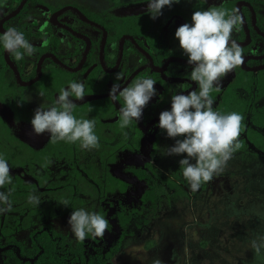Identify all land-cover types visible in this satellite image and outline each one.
I'll return each instance as SVG.
<instances>
[{
  "label": "rangeland",
  "instance_id": "1",
  "mask_svg": "<svg viewBox=\"0 0 264 264\" xmlns=\"http://www.w3.org/2000/svg\"><path fill=\"white\" fill-rule=\"evenodd\" d=\"M45 1L55 5L73 3L94 13L104 10L105 19L108 14L115 17L147 9V1L134 3L136 0ZM195 1L179 0L170 7L164 6L155 19L148 11L143 13V25L148 24L146 33L152 35L174 10L189 12ZM47 16L42 14L43 18ZM169 19L171 21L172 17ZM172 25L173 29L179 27L178 20L174 19ZM171 47L184 53L178 39ZM2 52L3 48L0 46V54ZM131 68L132 64L127 65L126 71L129 74ZM191 70L184 67L186 73ZM144 74L145 77L148 76L146 71ZM229 74L230 72L226 76ZM225 78H222L220 84ZM155 89L156 94L152 98L159 94V90ZM187 92L189 91L180 93ZM24 93L28 107L32 110L46 106V100L39 98L35 90L26 89ZM148 109L152 114L156 113L154 107L148 106ZM0 114L13 124L9 110L0 108ZM85 118L90 119L91 115L86 114ZM244 119L251 124L248 115ZM153 123L151 126L154 131L143 136L140 149L134 153L123 152L119 161L112 166L116 174L129 181L127 191L120 196L128 206L138 205V196L148 184L145 180H136L127 172L125 164L141 166L144 161L152 162L162 177L175 180L183 192L173 193L174 188L167 186L170 196H163L158 201L156 212L148 222L145 223L138 216L133 217L124 229L118 250L105 264H151L154 257H159L163 264H264L255 257L250 246L251 239L257 234H264V147L257 146L241 133L239 140L243 145L234 152L223 173L215 176L211 182L202 183L198 190L193 191L183 178L179 165V160L186 154H165L166 149L173 146L177 138L168 137L165 130L159 131L158 141L152 147L154 133L159 127L158 122L155 125ZM255 128L264 137V125ZM19 130L21 131V123ZM120 138L119 134H115L111 143L115 144ZM90 152L93 156L92 149ZM85 160L86 153L83 152H75L72 157L64 154L54 156L49 166L40 172L42 181L35 193L41 198L38 207L28 203L29 195L15 200L9 197L11 210L0 213V264H3L5 257L2 244L7 235L16 237L27 246L31 230L42 224H49L63 232L68 239L76 240L68 224L71 212L78 208L95 212L102 195L101 188L83 171ZM190 162L195 163L194 160ZM10 173H18L25 181L37 183L34 176L19 167L10 168ZM0 191L6 192L2 189ZM64 199L69 201V206L59 203ZM110 218L114 222L112 232L106 231L99 242L87 238L86 246L88 245L87 249L91 254H100L116 242L121 228L115 223L113 216ZM93 260L95 264L98 263L97 259Z\"/></svg>",
  "mask_w": 264,
  "mask_h": 264
},
{
  "label": "flooded vegetation",
  "instance_id": "2",
  "mask_svg": "<svg viewBox=\"0 0 264 264\" xmlns=\"http://www.w3.org/2000/svg\"><path fill=\"white\" fill-rule=\"evenodd\" d=\"M205 1L211 2L212 0H205ZM231 1L234 2L235 8L239 10V14L241 15L242 13L244 17L243 23L239 25L238 30L236 29L233 30L231 36L232 40L245 42L239 44L240 46H242L241 48L243 49V63L240 66L233 69L230 72L229 76H225L226 77L225 80L223 81V83L219 85L220 91H218L216 94L214 93L215 98L213 99L214 100L213 107L218 102L221 90L226 89L228 85L231 82H233L238 75H244L245 72H250L254 79L257 78L259 75H264V0H231ZM136 2H143V1L141 0L134 1V3ZM197 3L198 0L195 1L189 12H185L183 10H174L173 12H171L169 18L172 17V20L170 21V19L168 18L167 20L162 22L159 25V27L152 33V35H149L145 31V29L148 27V24L145 23V25H143L142 15L143 13L147 12V9L138 12L137 14H134L138 25L136 31L133 34L125 32L119 36L117 56L115 62L113 63V65L108 66L105 60L107 37L109 32L116 30L124 22L123 15L111 17L108 14V18L105 19L103 16L105 14L104 10L94 13L84 9L83 6L80 7L77 4H73V3H64L61 5H55L46 2L45 0H0V34L6 31L9 26L19 27L25 22H27L28 25H30V28L32 29V32L29 33V37L27 40H29V42L33 45L35 52L31 56L28 55L26 56V58L30 60L28 61L25 59L23 60L15 59L17 61V64H15V62L11 59L10 56L11 53H9V59L16 66L20 74V77H21V72L18 69L19 65L21 66L22 73L24 75H27L34 68L36 70L35 74L32 77L28 79H22L21 77V79L24 81H29L34 77H36L38 74V70H37L38 61L44 54L48 53L42 58L40 64L41 71L38 78L28 85H22L18 82L13 68L6 62L4 57L5 49L3 48L2 43H0V46L3 48V52L0 54V78L2 72H5V74H7L6 72L7 70L6 68H4V63H6L9 66V68L13 71L18 84L20 86H23V88L17 90V95L19 94L21 95V97L18 98L13 96L8 91L5 92L1 91V89H4V86H6V84L0 82L1 97L3 99L5 98L10 99L15 97L16 99L14 100H16V102L19 105L18 109H21L20 105L23 104L25 106L24 110L30 111L31 115H34L33 114L34 110L29 108L27 104V98L24 93L26 89L35 90L39 98L46 100V106L44 105V108H48L55 103V100L58 97V94L62 88H67L72 81H79L84 84L85 96L83 100H76L75 97L70 98L73 100L74 103L83 102V101H90L93 103L107 101L110 105L109 110L115 111L116 109L120 110L121 107L117 99L113 100L109 96V92L112 85L119 84L121 88L126 87V84L136 72H139L141 74V78H143L145 77L144 73L146 71L148 73V76L146 77H150L156 80L154 87L159 90V94L156 98H151L149 100L147 105L142 110L141 118L138 120L139 126L143 132L141 135L139 146L134 145L133 131L130 128L127 127L125 129H121L119 124L105 123L106 121L117 120V115L107 117L106 114L102 112L94 113L92 110L89 111V108L84 110L82 113L83 118H85L86 114H89L91 115L90 119L95 121L94 131L95 134L98 136V141H99L98 146H100V148H118L115 149L119 151L118 157L120 156V154H122L125 151L131 153V150L127 148H138L136 150H139L141 147L143 136L147 135L151 131H154L151 125L153 122H154L153 125H155V123L159 121V113L164 110H170L172 95L184 91H192V90L199 91L198 84L192 81L190 78V72L189 73L184 72V67L192 69L193 65H190L188 62H184L182 60L173 59L168 61L164 66L166 60L169 57H182L188 59L185 53L182 54L178 51H175L171 47L172 44L177 40V38H175L174 35L175 30L177 28L175 29L172 28L173 27L172 21L174 19H177L179 22V26L184 23H188L189 25H191L192 23L191 19L187 21L185 16H188L193 12L194 7ZM25 6H27V9L24 11ZM239 7L241 9V12ZM74 8L78 9L83 15H85L88 19H90L94 23L84 20L80 16L79 12H77ZM15 10L17 11L14 14H11ZM42 14H47L48 16L46 18H43ZM49 22L52 25H49L48 24ZM105 25H108V28ZM100 26H103L106 29L107 32L106 36H104L103 29ZM47 28H50V32L47 31ZM161 28L165 30V32H163V36L165 39V42L163 41L164 43L163 45L165 47L167 46L171 53L164 59V61H162L161 63H156L154 60V54L156 52L155 46L158 45V42L154 40H157L156 37L159 31L161 30ZM99 30L101 31V33ZM146 36L151 41H154V43H149L148 41H146ZM104 37L105 40L103 41ZM53 38L56 39L57 41L56 43L51 42ZM127 40H129L130 43H126ZM102 42H103V50H102V58H101ZM131 44L134 46V48H136V50L133 49ZM43 46H46L48 49L37 56L38 50L40 49V47ZM115 46H116L115 41L109 44L108 57L111 56L110 54L111 49H114ZM121 46H122V51H121ZM55 58L59 60L62 64L58 62ZM30 62L31 64H29ZM174 62H180V63L174 64ZM56 64L69 71V74H67L66 79L62 83L58 84L59 88L57 90H53L52 85H46L45 87H40L39 85H37L36 82L42 77V75L45 72L50 71L51 73H53L54 68H56ZM129 64H132L130 74L129 72L126 71L127 65ZM117 75L121 76L120 80L116 79ZM128 75L129 78H127ZM214 91L216 92L215 88L213 92ZM236 91L238 96L247 98L249 96V93L256 95L257 85L256 83H253V85L250 87L249 90H246L244 88H238L236 89ZM41 93H43V95H40ZM260 101L262 104L264 103V95L260 99ZM148 106L152 108L154 107L156 113L152 114L149 111ZM0 108L4 109L1 106ZM145 113L148 114L149 118L143 120V115ZM23 114L24 113L22 112L21 116ZM246 115H248L251 124L246 123L244 119L245 125L250 126L251 128L254 129L255 132L254 137L256 138V140L261 142V145L256 144V142L250 140L246 132L242 131L241 133H244L245 136L250 141L254 142V144H256L257 146L264 147V137L255 128V127L263 126L264 123L261 125H256L251 121L250 118L251 113L250 112L244 113V118ZM0 116L3 119L9 121L1 114ZM11 117L13 120V124H11V122L9 121V125L18 133L20 137L29 138V140L35 144H39L44 139L43 138L44 136L36 135L32 129H28L27 127H24L20 118L15 119L16 121H14L12 113H11ZM20 123H21V131L19 130ZM159 131H164V130L160 129L159 127L156 128V131L154 133V139L152 141V147L155 146L158 141L157 132ZM125 133L127 135H125ZM115 134H119L121 138L118 142L112 144L111 139L114 137ZM128 134H130L129 137ZM176 138L179 139L178 137ZM154 140L155 143L153 144ZM239 141L241 142V139ZM72 148H77V149H74L70 155L63 152L61 153L59 152L58 154H64L66 156L72 157L75 152L86 153V160L84 162L83 171L86 173L87 177L89 179H92L102 190V195L100 197L101 200L95 212H97L101 208L107 207L108 213H106V215L110 218V214H112L115 211V208H113L111 205L115 203L114 200L116 199L117 196L121 197L120 196L121 194L120 195L117 194L119 192H112V193L106 192L104 188L100 186V183L97 180H95L93 176H91L86 170V168L88 169L90 165L94 166L96 169H99V155L97 154V150H96V148L98 147L92 149L93 156L90 155L91 153L90 150L87 151L83 148L81 151L78 150V148H81L80 144L78 146L74 145ZM58 154L53 155L50 158V160ZM50 160L46 163L45 166H40L37 163H33V165L30 168L27 167V169L22 166L11 167L9 165L10 168L19 167L25 173L30 174L36 178L37 183L28 182L25 181L23 176H21L20 174L14 173L19 175L25 182L35 184L36 190L27 193V195L25 196H28L33 192L36 193L38 191L39 184L42 181V174L40 172L49 166ZM174 175H176V172ZM173 182L176 185V188L180 190L178 192L174 191L173 193L183 192V190L178 187L175 180H173ZM25 196H21L18 198H22ZM163 196H167V197L170 196L168 189L165 194L161 195V198ZM110 201L113 203L111 204ZM111 210L112 213L110 212ZM151 217L152 216H150V218ZM42 225H49V224H42ZM95 241L99 242L100 238H98L97 240L95 239ZM29 244H30V235H29ZM24 246H26L25 243Z\"/></svg>",
  "mask_w": 264,
  "mask_h": 264
},
{
  "label": "clouds",
  "instance_id": "3",
  "mask_svg": "<svg viewBox=\"0 0 264 264\" xmlns=\"http://www.w3.org/2000/svg\"><path fill=\"white\" fill-rule=\"evenodd\" d=\"M179 0H147V11L153 19L161 14L164 6H171ZM191 25L184 23L175 30V38L193 65L190 78L199 86V91L187 94L176 93L171 96L170 110L159 113L158 126L166 131L168 137L176 139L175 144L166 149V155L186 156L179 160L182 176L196 191L202 183H208L215 176L223 173L227 162L235 151L242 147L239 137L243 127V115L233 111L227 114L213 109L212 91H220V82L229 72L243 63V49L231 39L233 30H238L243 17L238 9L210 8L196 10L191 15ZM0 43L16 60H23L25 54L31 56L35 49L25 38L22 31L9 26L0 34ZM121 79L120 75L116 76ZM156 80L143 77L129 86L121 88L113 84L109 96L115 100L117 94L123 100L120 108V128L129 127L141 118L142 110L156 94ZM40 95H43L41 93ZM85 87L82 82L72 81L67 88H62L55 103L48 107H37L31 119L32 130L36 135L50 134L53 142H79L81 148L91 150L98 147L95 134V121L77 118L73 115L76 100H83ZM91 106L89 111H91ZM125 135H127L125 133ZM194 160L195 163L190 162ZM12 183L7 160L0 155V188ZM11 191H0V213L10 211ZM28 203L38 207L41 198L33 192L28 196ZM59 203L69 206L67 199ZM70 230L78 241L86 236L104 238L109 229V221L103 215L78 208L71 212L68 219ZM255 257L264 262V234H257L250 241ZM151 264H163L159 257H154Z\"/></svg>",
  "mask_w": 264,
  "mask_h": 264
},
{
  "label": "trees",
  "instance_id": "4",
  "mask_svg": "<svg viewBox=\"0 0 264 264\" xmlns=\"http://www.w3.org/2000/svg\"><path fill=\"white\" fill-rule=\"evenodd\" d=\"M141 1L145 2L147 0ZM210 8L225 9L227 11L236 9L234 6V2L231 0H212L211 2L198 0V3L195 5L193 12L196 10L202 11ZM26 9L27 6L24 7V11ZM137 13L138 12H133L123 15L124 22L121 24V26L116 30L109 32L105 54V60L108 66L113 65V63L115 62L119 36L125 32L132 34L135 33L138 25L134 14ZM192 13L188 16H185L187 21L191 19ZM48 24L52 25L50 22ZM105 26L108 28V25ZM15 27L18 31H22L24 33L26 39H28L29 33L32 32V29L27 22L23 23L19 27ZM47 31L50 32V28H47ZM163 32H165V30L161 28L156 37L157 40H154L158 42V45L155 46L156 52L154 54V60L156 63H161L171 53L168 47H165L163 45V41L165 42ZM113 41L116 42V46L114 49H111V56L108 57L109 44ZM146 41H148L149 43H154V41H151L147 36ZM51 42L56 43L57 41L53 38ZM126 43H130V41L127 40ZM131 46L134 50H136V48H134L132 44ZM47 49L48 48L46 46L40 47L37 56ZM10 56L15 64H17L14 56L12 54ZM26 56L27 54H25L24 56L25 60H27ZM177 63L180 62H174V64ZM4 68H6L7 74H5V72L1 73L0 82L5 83L6 86H4V89H1V91H8L13 96L20 98L21 95H17V90L23 88V86H20L18 84L13 71L6 63H4ZM18 69L21 72L22 79H28L32 77L36 72L34 68L27 75H24L22 73V68L20 65L18 66ZM67 74H69L68 70L56 64V68H54L53 73H51L50 71L45 72L42 77L36 82V84L40 87L52 85L53 90H57L59 88L58 84L62 83L66 79ZM140 78L141 74L139 72H136L130 78L126 86H129L135 80ZM253 83H256L257 85L256 95L249 93V96L247 98L238 96L236 89L244 88L246 90H249ZM1 91L0 106L12 113L14 121H16L15 119L20 118L24 127L32 129L31 119L33 115H31V112L24 110L25 106L23 104L20 105L21 109H18L19 105L16 100H14L16 99L15 97L10 99H3L1 97ZM214 93L216 94L217 91H212L211 95L213 99L215 98ZM263 95L264 75H259L254 79L250 72H245L244 75H238L226 89L221 90L218 102L213 107V109L223 114L235 111L243 115V117L244 113L250 112L251 121L256 125H261L264 123V103L262 104L260 101ZM116 99L121 107L123 105L122 98H120L117 94ZM90 106L94 113L102 112L106 114L107 117L117 115V120L106 121L105 123L120 124V110H109L110 105L107 101L94 103L90 101H83L75 103L73 115L77 118H83V111L88 109ZM22 112L24 114L21 116ZM148 118V114L145 113L143 115V120H146ZM128 128L133 131L134 145L139 146L141 135L143 132L139 126L138 121L136 123L135 121H133ZM242 131L246 132L250 140L256 142V144L261 145V142L256 140V138L254 137V129L250 126H246L244 121L241 132ZM40 136H44V139L39 144L31 142L29 138L20 137L18 133L9 125V121L3 119L0 116V155H2L7 160L8 164L11 167L22 166L27 169V167L30 168L33 163H37L40 166H45L53 155L58 154L59 152L70 155L74 149H77L72 147L74 145L78 146L80 144L79 142H53L50 134L47 132L41 134ZM178 138L182 139V137ZM154 143L155 140L153 144ZM115 149L118 148H100V146H98L96 150L97 154L99 155V169H96L94 166L90 165L88 169L86 168V170L91 176H93L95 180L100 183V186L103 187L106 192H119L117 194L122 195L127 191L129 181L125 180L112 170V166L115 165L120 158V156L118 157L119 151ZM127 149H130L131 153H134L138 148ZM78 150L81 151L82 148H78ZM125 168L127 172H129L136 180H145L148 184V187L143 189L139 194V203L136 206H128L124 202L122 196H117L114 200L115 203L110 201L111 204L113 203V205L111 206L115 208V211L110 214V217L113 216L116 219L115 223L121 228V232L119 233L118 238L114 244L109 246L100 254H91L86 249L85 242L88 237L94 240H97V237H93L91 234H89L82 242L78 241L77 239L75 241H72L68 239L64 233L54 229L52 226L42 225L31 231L30 244L28 246H24V243L22 241L18 240L12 235L7 236L5 244H3V251L5 253L3 264H95V261L93 259H97V264H105L106 262H108L114 255V253L118 250V247L124 235V229L133 217L138 216L145 223L148 222L150 216H153L156 212L157 203L161 198V195L167 192V186L174 187V191L176 192L180 191L178 188H176L173 180H171L170 178L162 177L157 172L155 165L150 161H144L141 166H137L133 163H127L125 164ZM10 175L12 183L9 185H5L0 189L7 192L11 191V198L16 199L18 197L27 195V193L31 191L36 190L35 184L25 182L17 174L12 175L10 173ZM107 211L108 208L104 207L99 209L97 213L103 215L106 219H108V230H111L112 232L114 222H112L111 218L106 215V213H108Z\"/></svg>",
  "mask_w": 264,
  "mask_h": 264
},
{
  "label": "water",
  "instance_id": "5",
  "mask_svg": "<svg viewBox=\"0 0 264 264\" xmlns=\"http://www.w3.org/2000/svg\"><path fill=\"white\" fill-rule=\"evenodd\" d=\"M74 9H75L77 12H79L80 16H81L84 20L94 23L93 21H91L90 19H88L85 15H83L78 9H76V8H74ZM239 9H240V7H239ZM16 11H17V10H15L14 12H12L11 14H14ZM240 12H241V9H240ZM241 16L243 17V14H242V13H241ZM243 18H244V17H243ZM100 27L103 29L104 36H106V34H107L106 29H105L103 26H100ZM104 40H105V37H104L103 41H104ZM236 42H237L238 44L245 43V42H240V41H236ZM102 50H103V42H102V45H101V58H102ZM121 51H122V46H121ZM47 54H48V53H47ZM47 54H44V55L39 59V61H38V65H37L38 74H37V76L34 77L33 79L29 80V81H24V80L21 79L20 74H19V72H18L16 66L10 61V59H9V52H7L6 50L4 51V57H5L6 62H7L12 68H13V70H14V72H15V74H16V78H17L18 82H19L20 84H22V85H28V84H30L31 82H33L34 80H36V79L38 78V76L40 75V71H41V70H40V64H41L42 58H43L45 55H47ZM120 55H121V52H120ZM55 59H56V58H55ZM119 59H120V56H119ZM173 59H177V60H182V61H184V62H188V59H186V58H182V57H169V58L166 60L164 66L166 65V63H167L168 61L173 60ZM56 60H57V59H56ZM57 61L60 62L59 60H57ZM60 63H61V62H60ZM61 64H62V63H61ZM160 69H162V68H160Z\"/></svg>",
  "mask_w": 264,
  "mask_h": 264
}]
</instances>
